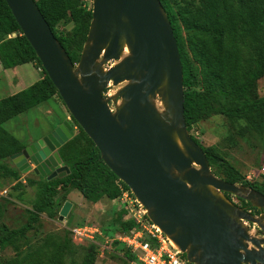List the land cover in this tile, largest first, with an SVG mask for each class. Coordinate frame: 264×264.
<instances>
[{"label": "water", "instance_id": "1", "mask_svg": "<svg viewBox=\"0 0 264 264\" xmlns=\"http://www.w3.org/2000/svg\"><path fill=\"white\" fill-rule=\"evenodd\" d=\"M5 2L69 115L187 262L264 264V195L217 177L189 134L178 47L160 0H92L77 63L35 0ZM72 136V121L63 120L10 159L24 174L62 177L69 168L57 149ZM244 221L257 226L256 235Z\"/></svg>", "mask_w": 264, "mask_h": 264}, {"label": "trees", "instance_id": "2", "mask_svg": "<svg viewBox=\"0 0 264 264\" xmlns=\"http://www.w3.org/2000/svg\"><path fill=\"white\" fill-rule=\"evenodd\" d=\"M35 2L71 61L77 63L91 20L92 6L82 0ZM160 3L170 21L181 61L183 113L187 130L210 113L242 121L248 128L264 125V97H258L254 92L256 80L264 76V0H160ZM61 22H69L72 27L57 34L55 27ZM245 49L252 51L246 60L243 59ZM25 63H32L39 69L41 77L30 86L0 98V179L15 181V189L23 187L22 173L10 157L21 151L26 143L7 131L3 123L52 100L54 95L60 96L5 0H0V64L6 70ZM71 121L77 131L57 149L69 173L50 180L40 175H26L25 181L35 189V198L31 209L26 211L24 224L11 229L2 223L0 250L7 247L19 249L18 242L28 239L27 234L35 228L40 215L54 217L59 209L58 201L65 199L72 190L78 191L91 203L102 199L112 201L123 191L135 199L129 188L103 163L98 149L72 117ZM201 148L209 166L218 168L220 178L253 188L264 195V183H259L257 177L253 181L240 182V173L230 167L218 151L213 147ZM260 174H264L261 169ZM226 196L230 199V195ZM236 199L255 209L248 202ZM111 212L114 217L101 227L104 237L111 238L116 232L130 233L136 226L132 218L122 219L126 214L124 208L118 210L112 207ZM145 218L148 220L146 215ZM113 245L115 247L117 242ZM75 252L76 248L66 232L49 233L39 240L34 249L22 255L19 252L4 264H44L40 256L46 253H49L46 264H64L65 258H73ZM123 256L124 264H129L134 258L126 249ZM94 260V245H90L79 263L73 259L70 262L93 264Z\"/></svg>", "mask_w": 264, "mask_h": 264}, {"label": "rangeland", "instance_id": "3", "mask_svg": "<svg viewBox=\"0 0 264 264\" xmlns=\"http://www.w3.org/2000/svg\"><path fill=\"white\" fill-rule=\"evenodd\" d=\"M82 2L86 5H92V0H82ZM71 27V23L61 22L55 27V31L59 34L61 31H69ZM250 54H252V51L245 49L243 59H249L248 55ZM20 68L25 71L26 76L28 75L25 81L21 80L24 84L34 82L35 78L38 77V73L32 63L21 64ZM20 68H17V73L8 71L12 82L7 78L0 77V98L15 93L14 90L16 89L19 90L21 85L18 86L16 82H13L12 77L15 73L17 76L20 75L18 74L20 73ZM112 90L113 87L111 86L109 90L105 89L104 92L111 93ZM254 92L258 97H264V76L256 80ZM60 110L68 113L61 99L54 95L52 100L7 120L3 123V127L20 139L33 137L38 128H44L51 121L57 119L60 115ZM69 119L71 121L70 115ZM76 131L77 128L73 127V133ZM188 132L202 147H213L218 151L228 165L240 173L242 177L240 182L244 180L253 181L257 177L259 183H264V174L259 175L261 167L264 166V125L255 129L248 128L242 121L229 119L222 114L210 113L206 114L198 122L191 124ZM210 169L217 173V177L221 175L217 167L212 165ZM28 176L31 177L32 174ZM248 176L251 179H248ZM15 183L13 180L0 179V204L2 206L0 226L3 223L11 229L18 228L26 222V211L31 209L32 201L35 198L34 187L28 185L25 180L23 182L21 179L23 185L21 189H15ZM230 198L236 205L240 203L235 196L230 195ZM66 201L71 206L67 213L60 218V211ZM99 202H102V205L88 202L78 191L72 190L65 199L58 201L59 209L54 217L49 218L46 214L40 215L35 228L27 234L28 239L18 242L19 249L15 250L12 247H7L0 250V263L4 264L8 259L19 254V252L22 255L31 251L46 234H63L66 232L71 239V243L75 246L76 252L73 258L67 256L64 264H73L70 262L71 259L79 263L85 250L90 245H94L95 260L93 264H124V249L105 244L103 236L96 235L92 241L74 240L72 238L71 229L82 227L87 223H93L101 230V227L109 223L114 217L111 212L112 206L117 207L118 210L122 208L126 210L123 220L130 219L137 211L136 204L129 193H127L126 197H118L112 201L102 199ZM141 219L146 220L144 216H141ZM48 256L49 253L41 254L40 259H42L44 264H46Z\"/></svg>", "mask_w": 264, "mask_h": 264}, {"label": "built area", "instance_id": "4", "mask_svg": "<svg viewBox=\"0 0 264 264\" xmlns=\"http://www.w3.org/2000/svg\"><path fill=\"white\" fill-rule=\"evenodd\" d=\"M109 82L106 89L111 87ZM113 91V90H112ZM110 92H105L109 95ZM264 173V167L261 168ZM248 179H251L248 176ZM127 191H123L120 197H126ZM137 211L132 215L136 226L130 233L116 232L113 237H104L99 227L94 224L87 223L82 227L71 229L72 238L74 240H89L92 241L94 236H103L104 243L111 246L117 242V247L128 250L134 258L129 264H190L187 262L184 254L179 252L170 241L146 218L142 220L141 216L145 217L143 207L135 200ZM249 227V232L257 234V226L254 223L244 221Z\"/></svg>", "mask_w": 264, "mask_h": 264}, {"label": "crops", "instance_id": "5", "mask_svg": "<svg viewBox=\"0 0 264 264\" xmlns=\"http://www.w3.org/2000/svg\"><path fill=\"white\" fill-rule=\"evenodd\" d=\"M20 66L21 65H18V66H15V67H12V68H9V69H6V70H4L3 68H2V66H1V64H0V77L2 78V77H4V78H7V79H9L10 80V78L11 77H9V73H8V71L11 73H14V72H16L17 73V68H20ZM34 66V65H33ZM35 67V66H34ZM35 69H36V71H37V73H38V77H36L35 78V80H34V82L35 81H37L40 77H41V75H40V73H39V69H37L36 67H35ZM16 70V71H15ZM19 71H20V73H18V74H20V75H15L14 74V76L12 77L13 78V82H16V84L19 86V85H21L20 86V88H19V90H14L15 91V93L16 92H18V91H20V90H22V89H24V88H26V87H28V86H30L31 84H33L34 82H31L30 84H24L22 81H25V78H27L28 77V75L26 76V74H25V71L22 69V68H20L19 69ZM30 77V76H29ZM22 80V81H21ZM10 82H12L11 80H10ZM23 83V84H22ZM14 94V93H13ZM12 95V94H11ZM69 119V115H68V113H64V112H62V110H60V115L58 116V118L57 119H55V120H53V121H51L49 124H47L44 128H38V130H37V132L33 135V137H29V138H26V139H20V138H18V137H16L17 139H19V140H21L22 142H25L26 143V145L28 144V143H30L35 137H40V136H42L45 132H47L50 128H52L54 125H57V124H59V123H61L63 120H68ZM13 163V162H12ZM14 166H15V164H13ZM16 167V166H15ZM22 173V172H21ZM29 174H33L32 172H29V173H22V175H21V179H22V181L24 182V180H25V175H29ZM71 192V191H70ZM70 192H69V194H70ZM95 204H97V205H102V202H97V203H95ZM113 207V206H112ZM112 209V208H111ZM102 233V232H101Z\"/></svg>", "mask_w": 264, "mask_h": 264}, {"label": "flooded vegetation", "instance_id": "6", "mask_svg": "<svg viewBox=\"0 0 264 264\" xmlns=\"http://www.w3.org/2000/svg\"><path fill=\"white\" fill-rule=\"evenodd\" d=\"M231 199V198H230ZM238 206H240L241 208H244L246 211H248V212H250V213H252L253 215H259V213H260V211L258 210V209H253V208H250V207H248L247 205H244L242 202H240L239 204H238Z\"/></svg>", "mask_w": 264, "mask_h": 264}, {"label": "bare ground", "instance_id": "7", "mask_svg": "<svg viewBox=\"0 0 264 264\" xmlns=\"http://www.w3.org/2000/svg\"><path fill=\"white\" fill-rule=\"evenodd\" d=\"M125 52H126V50H125Z\"/></svg>", "mask_w": 264, "mask_h": 264}]
</instances>
